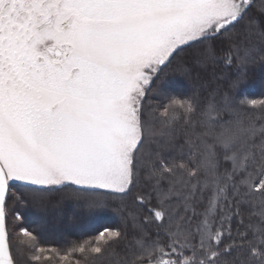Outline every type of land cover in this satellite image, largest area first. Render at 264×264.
Returning <instances> with one entry per match:
<instances>
[{"label": "snow or ice", "instance_id": "obj_1", "mask_svg": "<svg viewBox=\"0 0 264 264\" xmlns=\"http://www.w3.org/2000/svg\"><path fill=\"white\" fill-rule=\"evenodd\" d=\"M186 48L174 71L199 85L153 90ZM257 70L264 0H0V264H264ZM64 190L90 212L118 200L131 231L13 236L10 202Z\"/></svg>", "mask_w": 264, "mask_h": 264}, {"label": "trees", "instance_id": "obj_2", "mask_svg": "<svg viewBox=\"0 0 264 264\" xmlns=\"http://www.w3.org/2000/svg\"><path fill=\"white\" fill-rule=\"evenodd\" d=\"M193 50L186 48L183 52L177 53L169 67L161 73V78L153 83L152 89L155 90L157 86H163L174 88L177 91L189 92L198 86L200 80L190 81L174 71L179 64L190 65L192 63L191 54ZM211 71L201 72V77L208 79ZM232 71L233 69L224 64L215 69V74L219 78L225 74H230ZM161 79L165 81V84L161 85ZM226 83V81H223L225 87ZM244 90L251 94L252 98H260L262 93H264V74L258 70L251 74L249 83L244 86ZM157 99L159 98L153 97L152 102L155 103ZM18 190L24 191L23 188H18ZM66 192L67 190L54 192L50 196V203L47 209L33 205L27 195H25L24 203L12 204L10 202L12 211L9 215V228L13 236H15L20 227H27L40 236L41 245L59 247L63 250L70 247L73 241L79 242L94 236L103 227L131 231L127 213L121 214L116 210L119 204L118 200L110 203L109 207L102 211L90 212L84 205L65 198ZM93 195H102V193H94ZM109 199L111 200V197ZM127 199L129 200V207H132L130 198ZM17 212L22 216L20 221L14 220Z\"/></svg>", "mask_w": 264, "mask_h": 264}]
</instances>
